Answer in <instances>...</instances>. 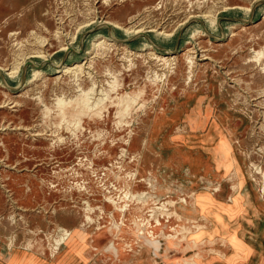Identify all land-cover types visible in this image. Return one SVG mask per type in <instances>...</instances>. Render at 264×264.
Instances as JSON below:
<instances>
[{
    "label": "rangeland",
    "instance_id": "374dc122",
    "mask_svg": "<svg viewBox=\"0 0 264 264\" xmlns=\"http://www.w3.org/2000/svg\"><path fill=\"white\" fill-rule=\"evenodd\" d=\"M0 106V264H264V0H0Z\"/></svg>",
    "mask_w": 264,
    "mask_h": 264
},
{
    "label": "bare ground",
    "instance_id": "6f19581e",
    "mask_svg": "<svg viewBox=\"0 0 264 264\" xmlns=\"http://www.w3.org/2000/svg\"><path fill=\"white\" fill-rule=\"evenodd\" d=\"M258 0H256V2H257ZM254 4V3H253ZM250 7H252V6H248L247 7V9L245 10V11H247V12H250L251 10H250ZM242 9V8H241ZM214 16V15H213ZM207 17H210L209 15L207 16ZM212 20V19H211ZM212 21H215L214 19L212 20ZM94 23V22H93ZM116 25H118V23H116ZM120 26V25H119ZM86 27V26H85ZM115 27H117V26H115ZM128 29V28H127ZM137 29V28H136ZM144 28H140L139 29V31H142ZM138 30V29H137ZM151 31V30H150ZM154 31V30H153ZM136 32V31H135ZM169 35V34H168ZM235 34H233V36H234ZM99 43L97 44V46H96V44H95V48L96 47H102V46H107V43H106V41H103V39H101L100 41H98ZM64 50V49H63ZM190 51V50H189ZM39 53H41V52H38V56L41 58L42 56H40L39 55ZM150 53V52H149ZM131 54L132 55H137L138 57H141L142 55H144V53H142V51H139V52H131ZM42 55V54H41ZM150 55L152 56V55H154V58L155 59H159V61H164L166 64H170L169 63V60H173V59H176L177 57L174 55V54H171L170 56H160V55H155L153 52H151L150 53ZM37 56V55H36ZM35 56V57H36ZM204 59V58H203ZM92 63V62H91ZM194 60H193V57H189V67H190V69H192L193 68V66H194ZM84 65V64H83ZM85 66H86V64H85ZM14 67V66H13ZM18 67V66H17ZM16 66L13 68V71H11V74H12V76L17 72V70L16 69H18ZM83 67H82V64H74L73 66H63L62 67V69H60V71H62L63 73H74V74H77L81 69H82ZM12 70V69H11ZM16 70V72H14ZM58 78H60V75H59V77ZM6 106V105H5ZM0 107H3V106H0ZM114 206V208H115V210L116 211H118L119 213H121L122 215H124V213H125V209H126V207H125V205H123V204H115V205H113ZM87 213L89 214V213H91L92 212V210L91 209H87ZM86 219H87V221L88 222H93V219L91 218V216L90 215H86ZM138 225V224H137ZM139 226V225H138ZM117 228H119L118 226H117ZM138 228V227H137ZM141 232H142V230H141ZM140 232V234L139 235H141V234H143V233H141ZM62 241H61V239H58L57 240V246H61L62 245V243H61ZM110 248H112V249H115L116 250V248H115V246H114V244H112L111 246H110Z\"/></svg>",
    "mask_w": 264,
    "mask_h": 264
}]
</instances>
